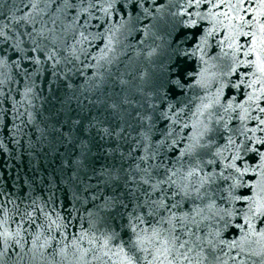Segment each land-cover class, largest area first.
<instances>
[{
  "label": "snow or ice",
  "instance_id": "6c2138e0",
  "mask_svg": "<svg viewBox=\"0 0 264 264\" xmlns=\"http://www.w3.org/2000/svg\"><path fill=\"white\" fill-rule=\"evenodd\" d=\"M141 32L168 75L108 105L131 122H89L97 150L78 145L62 199L0 191V264H264V0L0 3V125L11 111L19 143L38 80L71 90L91 70L99 87L117 34Z\"/></svg>",
  "mask_w": 264,
  "mask_h": 264
},
{
  "label": "water",
  "instance_id": "95a60500",
  "mask_svg": "<svg viewBox=\"0 0 264 264\" xmlns=\"http://www.w3.org/2000/svg\"><path fill=\"white\" fill-rule=\"evenodd\" d=\"M0 3L20 5L21 0H0ZM143 23L147 24L148 21L144 20ZM142 37V32L117 34L113 42L115 52L109 53L113 62L105 65L108 71L104 72L99 87H94V80H86L91 77V70L86 71L84 77H76L71 90L54 84L49 91L47 82L37 81L38 91H43L40 93L41 98L34 102L36 122L34 125H23L22 132L15 134V140L19 143H13V137L9 134L11 111L8 115L9 128L0 125V141L7 146V151L0 149V191L7 192L12 198L31 193L32 196L40 195L47 199L49 192H55L58 198H63L58 189L64 188L61 181L67 180L72 171L66 165L80 153L78 145L85 141L92 152L97 150L99 137L95 128L88 129L89 122L95 120L103 125L114 126L122 122L121 116L131 122V105H122L125 111L117 112H113L108 105L120 103L125 96L141 100L137 89L148 91L168 75L170 61L164 42L154 41L150 35L141 43ZM104 43L102 40L92 41L89 51L93 56L100 54ZM156 45H161L158 54L147 57L149 48ZM90 62L95 63L94 60ZM120 78L128 81L126 86L118 83ZM76 119L81 123L74 127L71 121ZM15 123L20 124V120ZM57 128L60 132L55 131ZM64 132H70L71 137L61 134ZM53 184L57 187H52Z\"/></svg>",
  "mask_w": 264,
  "mask_h": 264
}]
</instances>
